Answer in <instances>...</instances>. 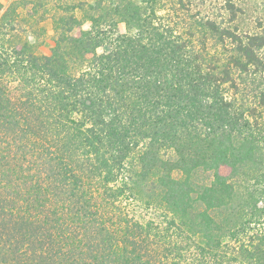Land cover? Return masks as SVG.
Here are the masks:
<instances>
[{"label":"trees","instance_id":"obj_1","mask_svg":"<svg viewBox=\"0 0 264 264\" xmlns=\"http://www.w3.org/2000/svg\"><path fill=\"white\" fill-rule=\"evenodd\" d=\"M231 24L0 0V264H264V36Z\"/></svg>","mask_w":264,"mask_h":264},{"label":"rangeland","instance_id":"obj_2","mask_svg":"<svg viewBox=\"0 0 264 264\" xmlns=\"http://www.w3.org/2000/svg\"><path fill=\"white\" fill-rule=\"evenodd\" d=\"M5 5H9L13 1H24V0H2ZM229 5H233L237 13V20L235 23L239 29L243 32H248L250 34H257L264 36V0H194V13L201 14V16H206L210 19L216 20L218 23L224 24L225 26L229 24V19L231 17V12L229 10ZM28 8H31L29 6ZM21 15H25L27 9H19ZM42 26L47 30V34L41 40L38 41V53L47 54L50 48L53 46V21L48 19ZM90 24L86 23L84 28L89 29ZM124 31V27H121ZM264 52V51H263ZM259 82H262L260 78Z\"/></svg>","mask_w":264,"mask_h":264}]
</instances>
